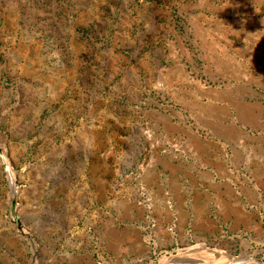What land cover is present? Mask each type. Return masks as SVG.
I'll use <instances>...</instances> for the list:
<instances>
[{"label":"rangeland","instance_id":"rangeland-1","mask_svg":"<svg viewBox=\"0 0 264 264\" xmlns=\"http://www.w3.org/2000/svg\"><path fill=\"white\" fill-rule=\"evenodd\" d=\"M0 264H264V0H0Z\"/></svg>","mask_w":264,"mask_h":264},{"label":"bare ground","instance_id":"bare-ground-1","mask_svg":"<svg viewBox=\"0 0 264 264\" xmlns=\"http://www.w3.org/2000/svg\"><path fill=\"white\" fill-rule=\"evenodd\" d=\"M18 221V220H17ZM28 237H30V236H28ZM30 239H32L31 237H30Z\"/></svg>","mask_w":264,"mask_h":264}]
</instances>
